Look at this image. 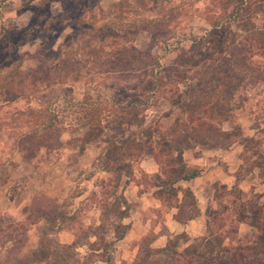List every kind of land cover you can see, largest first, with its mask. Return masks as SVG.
<instances>
[{"label":"rangeland","instance_id":"obj_1","mask_svg":"<svg viewBox=\"0 0 264 264\" xmlns=\"http://www.w3.org/2000/svg\"><path fill=\"white\" fill-rule=\"evenodd\" d=\"M55 1L0 0V73L17 68L24 73L36 72L43 79L38 90L27 91L9 104L0 98V121L9 122L12 113L27 107L47 108L57 116L46 143L37 151L22 140L21 134L29 131L27 127L17 132L15 129L12 134L7 130L2 139L5 146L0 144V157L12 161L6 162L5 173L0 174V215L21 221L28 228L26 249L35 247L38 227L43 226L47 238L60 245L76 242L67 264H134L148 250L162 249L170 241L178 252L192 244H203L208 236L207 208L208 230L222 240L223 246L233 249L251 244L258 234L250 226L253 211L256 203L264 201V170L255 167L264 162V86L250 91L227 121L217 123L222 131L238 127L247 142L236 139L224 149L205 151L196 146L183 152L186 166L197 165L204 171L191 188L175 185L189 189L194 196L197 215L191 220L174 219L182 199L180 192L169 201L155 194L158 186L169 179L168 160L172 154L160 155L158 161L151 156L134 161L131 175L123 176L114 192L108 185L113 174L102 171L106 143L97 139L80 149L87 129L83 108L101 111L114 103L128 102L140 73L156 62L171 67L178 56L189 51L192 39L208 28L200 16L207 0L186 6L171 31L161 38L151 40L146 32L133 36L132 56L124 67L118 65L114 54L121 48L118 43L103 34L92 37L85 30L108 20L130 23L138 18L136 13L123 17L110 9L118 0H81L63 9ZM164 1H158V8ZM140 13L150 18L158 12L145 9ZM168 110V101L158 97L144 112L147 123ZM163 121L165 127L170 123ZM112 193L121 195L130 209L122 220L127 225L124 237L108 249L111 262L106 263L101 250L104 243L113 240L110 225L117 220L108 213L103 222L101 209L114 201ZM248 199L251 212L245 205ZM190 203L186 200L182 215L192 213ZM50 207L56 217L52 224L33 223L37 209ZM261 217L263 223L264 212Z\"/></svg>","mask_w":264,"mask_h":264},{"label":"trees","instance_id":"obj_2","mask_svg":"<svg viewBox=\"0 0 264 264\" xmlns=\"http://www.w3.org/2000/svg\"><path fill=\"white\" fill-rule=\"evenodd\" d=\"M57 1L62 9L66 4L81 2ZM158 1L118 0L110 9L124 14L123 17L129 12L136 13L138 18L120 24L108 20L93 25L85 32L92 37L103 34L116 45L118 43L121 48L116 49L114 54L119 61L118 65L124 67L132 56L133 36L140 32L148 33L151 40L165 36L171 31V25L183 14L185 7H191L200 0H166L159 8ZM145 9H154L158 13L154 17L145 18L139 14V11ZM200 16L208 28L192 39L189 51L178 56L171 67H163L156 62L150 69L140 73L130 101L114 103L101 111L95 107L83 108L82 111L87 129L81 139L80 149L97 139L100 143H106L102 171L113 174L114 179L108 185H112L114 192L121 178L131 175L134 161L145 156L158 161L160 155L172 154L168 160L171 166L169 179L158 186L155 194L166 201L176 197L179 192L182 194L174 215L178 222L195 218L197 210L191 191L175 185L189 182L200 175L198 170L185 165L183 152L196 146L204 150L224 149L237 142L236 139H240V143L247 142L248 138L242 137L238 127L222 131L217 123L227 121L233 108L244 103L250 91L264 86V0H207ZM42 82L43 79L36 72L24 73L14 68L4 75L0 73V98H3L4 104H9L27 91L38 90ZM158 97L168 101L169 110L155 121L147 123L144 112ZM162 120H169V125L162 126ZM56 121L54 111L47 108L27 107L25 110H16L10 115L9 122L0 121V144L5 146L6 142L2 143V139L7 130L12 134L15 129L17 132L27 127L29 131L21 134L22 140H27L37 151L46 143L45 137L48 138L50 128ZM26 151L30 154L34 152L31 149ZM261 154V158H264ZM6 162L12 164L11 160L6 161L0 157L1 175L6 171ZM255 167L264 170V162ZM112 197L114 201L111 205L101 209V218L112 213L117 220L110 225L115 235L113 240L104 243L101 250L106 255V263L111 262L108 249L124 237L127 225H123L122 220L128 217L130 209L121 195L112 193ZM186 200L191 202L189 207L193 208L190 210L192 213L182 215ZM245 205L251 212L249 199ZM256 206L250 226L258 234L249 245L233 249L223 246L222 240L208 230L210 210L207 208L205 226L208 236L203 244H192L178 252L177 246L170 241L162 249L148 250L134 264H264V222L260 223L264 201L256 203ZM53 215L52 207L37 209L33 223L49 226L56 219ZM38 229L39 238L35 247L27 250L28 228L21 221L0 215V264H67L69 251L76 242L67 246L60 245L47 238L43 226Z\"/></svg>","mask_w":264,"mask_h":264},{"label":"crops","instance_id":"obj_3","mask_svg":"<svg viewBox=\"0 0 264 264\" xmlns=\"http://www.w3.org/2000/svg\"><path fill=\"white\" fill-rule=\"evenodd\" d=\"M262 148H263V151H264V142L262 143ZM205 151H210V150H205ZM196 166H197V165H196ZM196 166L187 163V167H188V168L196 169V170H198V171L200 172V175H199L197 178H195V179H193V180H191V181H189V182H179V183H177V184H179V185H185V186H188V187L191 188V185H194L195 183H197V182L203 177V175H204V171H203L202 169L196 167ZM255 170H256V168H254L253 171H255ZM239 186H240V185H239Z\"/></svg>","mask_w":264,"mask_h":264}]
</instances>
